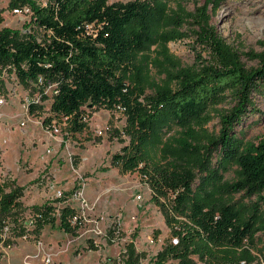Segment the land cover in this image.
Returning a JSON list of instances; mask_svg holds the SVG:
<instances>
[{"label":"trees","instance_id":"trees-1","mask_svg":"<svg viewBox=\"0 0 264 264\" xmlns=\"http://www.w3.org/2000/svg\"><path fill=\"white\" fill-rule=\"evenodd\" d=\"M223 1L188 11L181 0H10L14 9H29L30 22L26 31L0 29V65L22 83H37L41 101L52 99L45 128L56 121L75 136L88 128L85 107L124 113L118 136L125 145L111 167L137 172L165 218L170 238L154 264H254L257 239L264 243V139L246 140L237 130L259 112L254 94L264 91V51L245 53L258 62L247 68L218 35L211 10ZM190 36L208 58L185 66L168 44ZM43 110L42 103L28 105L31 116ZM216 117L219 129L211 131ZM23 190L0 182V245L13 223L18 236L29 228L39 235L58 219L64 232L80 233V212L68 205L34 204L30 219L18 221ZM108 232L112 243L115 231ZM128 252L125 263L137 264L134 246Z\"/></svg>","mask_w":264,"mask_h":264},{"label":"rangeland","instance_id":"rangeland-1","mask_svg":"<svg viewBox=\"0 0 264 264\" xmlns=\"http://www.w3.org/2000/svg\"><path fill=\"white\" fill-rule=\"evenodd\" d=\"M181 1L188 11H195L206 0ZM211 15L218 35L242 53L246 67H257V60L245 53L264 51L260 44L264 40V0H224ZM30 19L29 9H14L10 0H0V29L26 31ZM168 47L185 66L200 56L208 58L194 36L172 41ZM152 75L162 77L155 68ZM42 93L37 83H22L0 65V99H4L0 104V182L25 187L18 214L23 224L31 217L32 205L45 202H52L57 209L71 206L82 211L87 221L77 236L61 230L59 219L39 235L29 228V233L18 236L20 228L10 224L4 233L6 241L0 245L1 264H126L130 246L138 254L133 263L154 264L153 258L170 238L165 218L137 172L121 174L111 167L112 155L125 145L118 136L126 125L124 113L117 108L85 107L89 114L85 132L75 136L55 133L43 126V120L51 116L52 99L41 101ZM36 99L44 106L37 117L29 115L27 108ZM254 103L259 112L250 113L237 130L245 133L246 140L258 142L264 139V91L254 94ZM208 127L218 130L219 119L214 118ZM232 177L227 174L228 179ZM109 229L115 231L112 243ZM92 246L96 249L89 248ZM256 246L258 261L254 264H264V243L257 239Z\"/></svg>","mask_w":264,"mask_h":264},{"label":"built area","instance_id":"built-area-1","mask_svg":"<svg viewBox=\"0 0 264 264\" xmlns=\"http://www.w3.org/2000/svg\"><path fill=\"white\" fill-rule=\"evenodd\" d=\"M49 89H52V93H53V89H54V86L53 85H49V87L46 88L45 92L46 93H49ZM33 102H36V103H41L40 99H36L34 100ZM4 103V99H0V104H3ZM29 105V104H28ZM28 108V107H27ZM55 133H59L60 131H62V128L61 126H58V125H53V129H52ZM81 195V193H78V196ZM80 212V217L82 218L83 222L85 223L87 221V218L85 217V215L83 214L82 211H79ZM84 225V224H83ZM50 259H47L46 262H49Z\"/></svg>","mask_w":264,"mask_h":264},{"label":"crops","instance_id":"crops-1","mask_svg":"<svg viewBox=\"0 0 264 264\" xmlns=\"http://www.w3.org/2000/svg\"><path fill=\"white\" fill-rule=\"evenodd\" d=\"M19 186H21V185H19ZM21 187H24V186H21ZM24 190H25V187H24ZM24 190H23V191H24ZM23 195H24V194H23Z\"/></svg>","mask_w":264,"mask_h":264}]
</instances>
